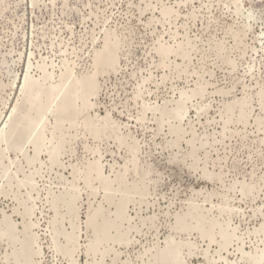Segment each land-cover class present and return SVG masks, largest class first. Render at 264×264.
<instances>
[{"label": "rangeland", "instance_id": "obj_1", "mask_svg": "<svg viewBox=\"0 0 264 264\" xmlns=\"http://www.w3.org/2000/svg\"><path fill=\"white\" fill-rule=\"evenodd\" d=\"M252 2L0 0V264H264Z\"/></svg>", "mask_w": 264, "mask_h": 264}, {"label": "snow or ice", "instance_id": "obj_2", "mask_svg": "<svg viewBox=\"0 0 264 264\" xmlns=\"http://www.w3.org/2000/svg\"><path fill=\"white\" fill-rule=\"evenodd\" d=\"M237 2L239 3L240 0H237ZM187 6L188 5L186 3L181 5L180 10L182 11L183 8ZM170 7L173 10L171 14L175 15L176 5H171ZM249 7L252 9L253 12L257 13L260 24L264 26V0H259V3H257L256 0H253V2L249 5ZM245 11H247V9H245ZM249 17L251 19H256V16H253L252 13H249ZM190 23L191 21H189V24ZM210 26L211 24H209V27ZM132 27L135 28L136 26L133 25ZM168 163L169 162L167 160L161 159L159 161V167L166 171L168 170ZM262 235H264V233H262ZM239 241H240L239 237H233V242L237 245V247L239 246ZM229 247H231V245H229ZM185 255L190 256L192 259L190 261L186 260L182 262V264H215L214 261L203 259L206 253L205 250L201 249L199 246H193L192 248L189 249V251ZM208 255L209 256L215 255V253L213 251H209ZM117 264H122V262L118 261ZM129 264H138V261L132 260L129 261Z\"/></svg>", "mask_w": 264, "mask_h": 264}, {"label": "bare ground", "instance_id": "obj_3", "mask_svg": "<svg viewBox=\"0 0 264 264\" xmlns=\"http://www.w3.org/2000/svg\"><path fill=\"white\" fill-rule=\"evenodd\" d=\"M105 45V44H104ZM46 70V69H45ZM44 77V76H43ZM31 80H32V78L30 77V75L28 74L27 75V77H26V82H25V87H24V85H23V87L24 88H27V87H29V84H31ZM45 80V79H44ZM34 82V81H33ZM68 84V83H67ZM59 86V85H58ZM61 86V85H60ZM66 86V85H65ZM82 86V85H81ZM83 86H85V85H83ZM61 90H62V88H61ZM61 90H60V92L59 93H61ZM38 91H39V89H38ZM63 91V90H62ZM25 92V91H24ZM79 92V91H78ZM77 92V93H78ZM89 92V91H88ZM29 93V92H28ZM61 94H63V93H61ZM60 94V95H61ZM37 95V94H36ZM38 96V95H37ZM47 96V95H46ZM59 96V95H58ZM62 96V95H61ZM79 96V95H78ZM72 97V96H71ZM38 99H40V98H38ZM46 99V98H45ZM65 100V99H64ZM66 101V100H65ZM64 101V102H65ZM63 102V103H64ZM43 103V102H42ZM65 104H67V103H65ZM72 104V103H71ZM30 105H32V104H30ZM57 106V105H56ZM67 106V105H66ZM63 107V106H62ZM65 107V106H64ZM17 109H18V106H16L15 107V109H14V112H13V114H12V116H11V118H13L14 117V115L16 114V112H17ZM16 116V115H15ZM13 120V119H12ZM89 123V122H88ZM7 132L6 131H3L2 133H1V135H0V142H1V140H3V138L5 137V134H6ZM254 261V260H253Z\"/></svg>", "mask_w": 264, "mask_h": 264}]
</instances>
